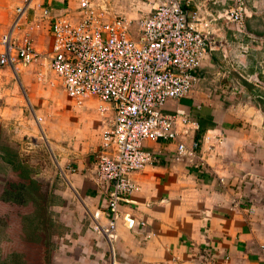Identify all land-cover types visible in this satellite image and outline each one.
Instances as JSON below:
<instances>
[{"label":"crops","instance_id":"0c3cea01","mask_svg":"<svg viewBox=\"0 0 264 264\" xmlns=\"http://www.w3.org/2000/svg\"><path fill=\"white\" fill-rule=\"evenodd\" d=\"M80 1L0 0V54L7 33L15 43L28 36L41 54L27 66L15 62L0 68V264H16L11 256L38 254L33 249L39 247L53 256L49 264H111L109 246L93 230L95 222L105 226L107 216L101 212L92 219L105 209L107 193L94 167L98 109L88 115L85 133L68 141L66 134L64 142L55 143L53 105L36 99L55 91L47 80L52 74L45 73L52 22L78 21ZM247 3L254 16L239 33L231 24L211 21L219 7L209 0L182 1L187 12L201 9L200 28L219 46L196 70L190 94L168 101L163 112H183L195 123L185 144L196 143L202 162L177 158L173 142L143 143L153 161L128 175L136 190L129 203L120 204V212L145 227L131 233L118 222L112 248L116 264H264V0ZM23 5L12 28L15 10ZM88 107H83L86 115ZM61 110L63 105L58 117ZM100 116L106 125L111 121L109 112ZM92 131L91 150L81 142L90 141Z\"/></svg>","mask_w":264,"mask_h":264},{"label":"built area","instance_id":"2783aa9c","mask_svg":"<svg viewBox=\"0 0 264 264\" xmlns=\"http://www.w3.org/2000/svg\"><path fill=\"white\" fill-rule=\"evenodd\" d=\"M182 1L165 0L151 7L132 27V22L123 18L107 19L104 0H81L78 21L55 18L51 25L48 67L63 93L76 107L94 98L101 104L97 108L100 115L111 114V121L100 132L94 160L96 178L107 186L106 204L103 211L92 215L94 221L101 212L107 216L106 225L95 222L93 230L109 246L111 264H116L112 248L118 222L131 233L145 227L143 221L120 212V204L129 203L136 190L128 175L153 161L152 155L142 150L143 143L173 142L177 158H188L191 164L202 162L196 143L185 144L196 129L195 123L183 112H163L168 101L190 94L197 81L196 70L219 46L212 33L200 28L204 22L201 9L188 14ZM209 2L219 7L212 22L231 24L244 33L252 14L247 0ZM23 10L24 5L16 8L12 28ZM42 12L49 15L46 8ZM11 40L10 33L1 38L0 68L15 62L27 66L40 57L28 36L16 43ZM216 142L221 145V138Z\"/></svg>","mask_w":264,"mask_h":264},{"label":"rangeland","instance_id":"374dc122","mask_svg":"<svg viewBox=\"0 0 264 264\" xmlns=\"http://www.w3.org/2000/svg\"><path fill=\"white\" fill-rule=\"evenodd\" d=\"M105 1V9L108 10L106 11V16L107 19H113V18H123L126 20H129L132 22V27L135 26V22L142 17H145L149 14V11L151 9V7H155L157 5H159L160 3H158V0H104ZM131 7L132 9L128 10L127 8ZM123 8L121 9L120 12L115 13V8ZM250 9V8H249ZM119 10V9H118ZM114 11V14H113ZM190 14V12L188 13ZM254 16V14H251V16L247 19H251ZM38 54V53H37ZM41 55V54H38ZM40 58V57H39ZM38 58V59H39ZM37 59V60H38ZM34 63V62H33ZM32 64V63H31ZM46 68V67H45ZM49 68V67H48ZM48 68L45 69V73L49 72L50 74H52V77L47 76V80L51 79L54 86L51 87L53 89H55L54 93L52 94H47L45 95V97H43V93H40L41 97L40 98H36L39 102L42 101H49V103H51L53 105V107L50 108V119L51 120H55L54 122H50L52 125V128L55 129V131H59V133L57 132V134L54 136V138L52 139L53 142L57 143V141H59V138L64 142V138L67 134V141L70 139H72V137H79L78 132L85 133L86 131V126H88V121H89V116L88 115H92L94 116V108H98L101 104L100 102H98L96 99L94 98H87L84 101V106L82 107H76L74 104H72V102L70 100H68L67 97H65V95H63V92L61 91L60 85L57 82V80L55 79V76L53 75L52 72H50L48 70ZM43 71V70H42ZM44 73V74H45ZM255 79L252 78V81H254ZM43 99V100H42ZM85 104L89 107H91V110H89V112H87L88 114H85V109L83 107H85ZM65 107V110L61 112V117H58V111L57 109ZM88 107V108H89ZM84 114V115H83ZM99 114V112H98ZM80 115H83L86 117V119H83V121L80 122ZM99 116V128H98V132H101V130L104 128V126L106 125V118ZM60 119V120H59ZM62 119H66V126L63 125V120ZM61 122L60 123L58 122ZM54 124H56L57 126L54 127ZM91 129V128H90ZM93 131H94V126L92 127ZM91 129V130H92ZM92 131V136L90 141L85 142L84 140L81 143H84V146H88V149H91L92 146L90 145L91 143H94V133ZM78 140V138H77ZM43 146V141H41ZM82 148V150L84 149V147L81 145L80 146ZM43 148H45L43 146ZM87 149V150H88ZM92 150V149H91ZM51 151V150H50ZM55 152V151H53ZM14 226V225H13ZM15 229V227H13ZM16 230V229H15ZM28 251H32V249H27ZM33 250H37L38 254H17L15 256H11V261L15 262L16 264H49V259L51 254L49 255L48 252H43L42 248H35ZM53 257V256H51ZM53 260V261H52ZM50 260L51 262L55 263L54 258Z\"/></svg>","mask_w":264,"mask_h":264},{"label":"trees","instance_id":"16d2710c","mask_svg":"<svg viewBox=\"0 0 264 264\" xmlns=\"http://www.w3.org/2000/svg\"><path fill=\"white\" fill-rule=\"evenodd\" d=\"M24 231H25V227H24ZM26 232V231H25ZM29 249H31L32 248V243H30V245H29V247H28ZM30 254V253H29Z\"/></svg>","mask_w":264,"mask_h":264}]
</instances>
